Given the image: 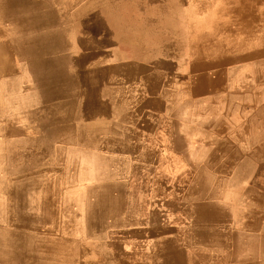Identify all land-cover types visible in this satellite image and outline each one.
I'll return each instance as SVG.
<instances>
[{"label":"rangeland","instance_id":"rangeland-1","mask_svg":"<svg viewBox=\"0 0 264 264\" xmlns=\"http://www.w3.org/2000/svg\"><path fill=\"white\" fill-rule=\"evenodd\" d=\"M0 63V264H264V0H0Z\"/></svg>","mask_w":264,"mask_h":264},{"label":"bare ground","instance_id":"bare-ground-1","mask_svg":"<svg viewBox=\"0 0 264 264\" xmlns=\"http://www.w3.org/2000/svg\"><path fill=\"white\" fill-rule=\"evenodd\" d=\"M17 1V0H16ZM37 1V0H36ZM49 1V0H48ZM7 3H8V1H7ZM9 4V3H8ZM11 4H14V3H11ZM16 5V4H15ZM68 5V4H67ZM9 6V5H8ZM19 6V5H18ZM33 6V5H32ZM7 7V6H6ZM66 7V6H65ZM40 11H42V10H40ZM67 12V11H66ZM4 16V15H3ZM70 17V16H69ZM9 18V17H8ZM47 18V17H46ZM15 19V18H14ZM21 20V19H20ZM19 20V21H20ZM45 20V19H44ZM24 22V21H23ZM60 22V21H59ZM18 23V22H17ZM21 23V22H20ZM31 23V22H30ZM29 24V23H28ZM35 24V23H34ZM32 28V27H31ZM30 29V28H29ZM25 32V31H24ZM27 33V32H26ZM22 34V33H21ZM24 34V33H23ZM91 36V35H90ZM75 37H76V35H75ZM73 39V38H72ZM73 41V40H72ZM19 42V41H18ZM74 47H75V45H74ZM68 48V47H67ZM20 49V48H19ZM5 52V51H4ZM21 53V52H20ZM2 54V53H1ZM32 54V53H31ZM26 55V54H25ZM14 56V55H13ZM71 57V56H70ZM25 60V59H24ZM25 63H26V61H25ZM1 64V63H0ZM2 65V64H1ZM7 65V64H6ZM7 67V66H6ZM6 67H5V69H6ZM27 67V66H26ZM96 67V66H95ZM9 68V67H8ZM88 68V67H87ZM136 69V68H135ZM5 71V70H4ZM7 71H9V70H7ZM11 71V70H10ZM15 71V70H14ZM124 71V70H123ZM89 72V71H88ZM2 73V72H1ZM6 73V72H5ZM93 73V72H92ZM81 81V80H80ZM35 83V82H34ZM36 85H37V83H36ZM87 87V86H86ZM88 90V89H87ZM90 91V90H89ZM88 94H90V93H88ZM40 95V94H39ZM91 95V94H90ZM91 97V96H90ZM82 100V99H81ZM84 101V100H83ZM36 106V105H35ZM25 111V110H24ZM98 113V112H97ZM24 114V113H23ZM25 115H27V114H25ZM26 118V117H25ZM28 120V119H27ZM29 121V120H28ZM34 122V121H33ZM29 124V123H28ZM36 124V123H35ZM34 125V124H33ZM31 126V125H30ZM32 127V126H31ZM27 129V128H26ZM184 130H186V129H184ZM23 132V131H22ZM25 132V131H24ZM34 134V133H33ZM181 135V134H180ZM31 136V135H30ZM22 137V136H21ZM32 138V137H31ZM20 140V139H19ZM28 140V139H27ZM10 141V140H9ZM16 141V140H15ZM112 142V141H111ZM19 144V143H18ZM26 145V144H25ZM30 145V144H29ZM52 145V144H51ZM34 146V145H33ZM24 147V146H23ZM64 147V146H63ZM62 148V147H61ZM2 149V148H1ZM29 149V148H28ZM60 149V148H59ZM40 150V149H39ZM41 151V150H40ZM60 151V150H59ZM77 151V150H76ZM105 151V150H104ZM42 152V151H41ZM53 152V151H52ZM82 154V153H81ZM36 155V154H35ZM38 155V154H37ZM29 156V155H28ZM67 156V155H66ZM60 157V156H59ZM68 157V156H67ZM73 158V157H72ZM96 158H98V157H96ZM84 159V158H83ZM71 160V159H70ZM85 160H86V158H85ZM8 161V160H7ZM69 161V160H68ZM23 162V161H22ZM80 163V162H79ZM83 163V162H82ZM15 164V163H14ZM77 164V163H76ZM75 164V165H76ZM70 165V164H69ZM78 165V164H77ZM85 166V165H84ZM85 168V167H84ZM14 169V168H13ZM27 170V169H26ZM73 170V169H72ZM25 171V170H24ZM84 171V170H83ZM35 172V171H34ZM71 172V171H70ZM25 174V173H24ZM5 175V174H4ZM19 175V174H18ZM29 175H32V173L31 174H29ZM35 175V174H34ZM23 176V175H22ZM21 176V177H22ZM20 177V178H21ZM31 177V176H30ZM11 178V177H10ZM31 179V178H30ZM35 179V178H34ZM33 179V180H34ZM24 180V179H23ZM75 180V179H74ZM27 181H29V180H27ZM34 181H36V180H34ZM39 181V180H38ZM52 181V180H51ZM24 182V181H23ZM37 182V181H36ZM35 183V182H34ZM31 184V183H30ZM69 184V183H68ZM33 185V184H32ZM4 186V185H3ZM51 186V185H50ZM69 186H71V185H69ZM12 187V186H11ZM24 188V187H23ZM27 188V187H26ZM45 188V187H44ZM25 190V189H24ZM47 190V189H46ZM19 191V190H18ZM19 193V192H18ZM5 194V193H4ZM3 194V195H4ZM46 196V195H45ZM2 197V196H1ZM3 198V197H2ZM13 198V197H12ZM25 201V200H24ZM72 203V202H71ZM14 204V203H13ZM19 204V203H18ZM20 204H22V203H20ZM28 204V203H27ZM25 208V207H24ZM28 208V207H27ZM26 208V209H27ZM15 209V208H14ZM73 210V209H72ZM25 212V211H24ZM27 212V211H26ZM15 215V214H14ZM73 215V214H72ZM4 216V215H3ZM10 216V215H9ZM21 216V215H20ZM12 217V216H11ZM5 218V217H4ZM21 219V218H20ZM4 221V220H3ZM24 221V220H23ZM32 221V220H31ZM30 221V222H31ZM9 222V221H8ZM37 222V221H36ZM3 223V222H2ZM20 223V222H19ZM21 223H23V222H21ZM65 224V223H64ZM13 226V225H12ZM27 226V225H26ZM30 226V225H29ZM31 226H32V224H31ZM61 226V225H60ZM70 226V225H69ZM62 227V226H61ZM13 228V227H12ZM22 228V227H21ZM26 228V227H25ZM34 229V228H33ZM38 229V228H37ZM40 229V228H39ZM28 230V229H27ZM30 230V229H29ZM41 230V229H40ZM39 230V231H40ZM31 231V230H30ZM38 231V230H37ZM54 235V234H53ZM59 237V236H58ZM46 238V237H45ZM60 238V237H59ZM62 238V237H61ZM47 239V238H46ZM53 240V239H52ZM55 240V239H54ZM57 240V239H56ZM61 240V239H60ZM69 240H70V238H69ZM30 242V241H29ZM32 242V241H31ZM71 243H73V242H71ZM26 245V244H25ZM25 247V246H24ZM34 247V246H33ZM31 248H32V246H31ZM24 250V249H23ZM60 251V250H59ZM93 251V250H92ZM65 252V251H64ZM56 254V253H55ZM58 254V253H57ZM74 255V254H73ZM79 256V255H78ZM70 257V256H69ZM71 258V257H70ZM64 261V260H63ZM3 262V261H2ZM9 262H10V260H9ZM55 262V261H54ZM9 264V263H8Z\"/></svg>","mask_w":264,"mask_h":264}]
</instances>
